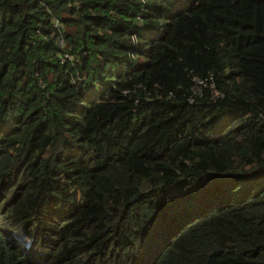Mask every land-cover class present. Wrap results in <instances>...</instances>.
Instances as JSON below:
<instances>
[{"label":"trees","instance_id":"trees-1","mask_svg":"<svg viewBox=\"0 0 264 264\" xmlns=\"http://www.w3.org/2000/svg\"><path fill=\"white\" fill-rule=\"evenodd\" d=\"M0 264H264V0H0Z\"/></svg>","mask_w":264,"mask_h":264}]
</instances>
